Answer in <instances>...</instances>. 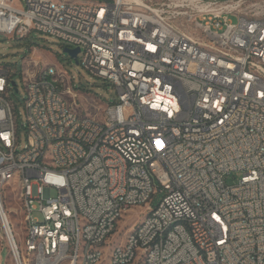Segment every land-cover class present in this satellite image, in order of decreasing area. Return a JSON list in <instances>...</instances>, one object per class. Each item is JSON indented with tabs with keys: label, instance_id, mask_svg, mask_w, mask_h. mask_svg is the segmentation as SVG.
I'll return each instance as SVG.
<instances>
[{
	"label": "built area",
	"instance_id": "2783aa9c",
	"mask_svg": "<svg viewBox=\"0 0 264 264\" xmlns=\"http://www.w3.org/2000/svg\"><path fill=\"white\" fill-rule=\"evenodd\" d=\"M34 31L79 47L118 96L75 117L65 70L0 64V225L16 264H264V0H0V34ZM136 208L147 226L118 240Z\"/></svg>",
	"mask_w": 264,
	"mask_h": 264
},
{
	"label": "rangeland",
	"instance_id": "374dc122",
	"mask_svg": "<svg viewBox=\"0 0 264 264\" xmlns=\"http://www.w3.org/2000/svg\"><path fill=\"white\" fill-rule=\"evenodd\" d=\"M233 22H237L236 15H230ZM72 47L73 45L61 41L56 37L39 32H32L28 37L23 39L7 38L0 34V64L9 65L17 71L21 70V64L24 60V70H37L43 68L47 64H55L65 70L68 75L74 78L75 88L80 89L77 97L79 111L84 110V113L94 116L98 119L102 118L105 107L108 103L114 102L117 99V91L109 81L101 78L93 77L79 63L81 53L77 58H72L64 52V48ZM32 62H38L34 65ZM18 91L14 89L12 98L17 104L18 111L23 113L20 125L25 121L23 98L26 95L25 85L20 76L17 74L14 77ZM71 100L70 95H66ZM27 142L25 130L21 127L19 130V146L23 148ZM240 174L231 173L226 176L225 181L229 185L236 184L239 181ZM5 208L10 212L11 221L18 233V241L21 243L23 234L20 225V215L11 213L15 207H19L10 196V189L3 192ZM54 195L55 192H52ZM163 198V194L154 195L153 206H157ZM135 212H130L127 216V223L122 232L117 236L118 240H122L137 220H142L145 217V211L136 208ZM36 216H38L36 214ZM0 258L3 264H16L13 258L9 245L2 234L0 225Z\"/></svg>",
	"mask_w": 264,
	"mask_h": 264
},
{
	"label": "bare ground",
	"instance_id": "6f19581e",
	"mask_svg": "<svg viewBox=\"0 0 264 264\" xmlns=\"http://www.w3.org/2000/svg\"><path fill=\"white\" fill-rule=\"evenodd\" d=\"M65 13H74L76 21L86 23V14H82V8H74V6H65ZM112 23H119V14H112ZM98 35H106V28H98ZM75 117H82V111L75 110ZM160 145H167V138H160ZM8 220L11 221L9 214L6 213ZM149 215L140 220V226H147ZM178 228V221L167 222V230H175Z\"/></svg>",
	"mask_w": 264,
	"mask_h": 264
},
{
	"label": "water",
	"instance_id": "95a60500",
	"mask_svg": "<svg viewBox=\"0 0 264 264\" xmlns=\"http://www.w3.org/2000/svg\"><path fill=\"white\" fill-rule=\"evenodd\" d=\"M64 52L70 55L72 58H77L78 54L80 53V48H72V47H66L64 48ZM14 86H16V82H13ZM16 92L18 91V88H15Z\"/></svg>",
	"mask_w": 264,
	"mask_h": 264
}]
</instances>
